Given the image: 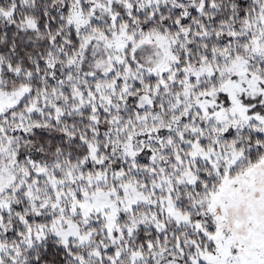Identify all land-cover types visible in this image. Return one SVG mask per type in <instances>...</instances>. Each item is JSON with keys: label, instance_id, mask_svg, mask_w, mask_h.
Wrapping results in <instances>:
<instances>
[{"label": "snow or ice", "instance_id": "obj_1", "mask_svg": "<svg viewBox=\"0 0 264 264\" xmlns=\"http://www.w3.org/2000/svg\"><path fill=\"white\" fill-rule=\"evenodd\" d=\"M0 264H264V0H0Z\"/></svg>", "mask_w": 264, "mask_h": 264}]
</instances>
